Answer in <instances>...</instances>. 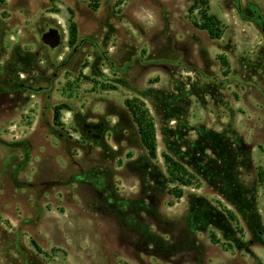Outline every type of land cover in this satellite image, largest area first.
<instances>
[{"label": "rangeland", "instance_id": "374dc122", "mask_svg": "<svg viewBox=\"0 0 264 264\" xmlns=\"http://www.w3.org/2000/svg\"><path fill=\"white\" fill-rule=\"evenodd\" d=\"M192 1L0 0V264H264V0Z\"/></svg>", "mask_w": 264, "mask_h": 264}, {"label": "trees", "instance_id": "16d2710c", "mask_svg": "<svg viewBox=\"0 0 264 264\" xmlns=\"http://www.w3.org/2000/svg\"><path fill=\"white\" fill-rule=\"evenodd\" d=\"M206 5V0H193L192 5L189 8V13L191 14L193 11H199L201 22H199V24H194L195 27L207 31L211 39H216L218 37L217 21L213 17L207 15ZM71 35L74 37V27H72ZM126 105L136 124L141 145L147 152L148 157L153 159L155 157V140L152 123L144 110H139L136 106H133L128 102ZM61 110L62 107L60 106L53 108V122L56 126L60 125L59 114ZM163 159L170 180L186 185V183H188L184 180V176L187 174L186 170L178 162H175L168 156H163Z\"/></svg>", "mask_w": 264, "mask_h": 264}, {"label": "water", "instance_id": "95a60500", "mask_svg": "<svg viewBox=\"0 0 264 264\" xmlns=\"http://www.w3.org/2000/svg\"><path fill=\"white\" fill-rule=\"evenodd\" d=\"M40 40L44 45L50 48H55L60 43V33L57 29L51 28L49 31L41 35Z\"/></svg>", "mask_w": 264, "mask_h": 264}, {"label": "flooded vegetation", "instance_id": "af4514ba", "mask_svg": "<svg viewBox=\"0 0 264 264\" xmlns=\"http://www.w3.org/2000/svg\"><path fill=\"white\" fill-rule=\"evenodd\" d=\"M50 29H51V28H47L45 32L49 31ZM45 32H44V33H45ZM42 34H43V33H42ZM48 48H49L50 51H53L56 47H55V48H50V47H48ZM19 86H20L21 88L29 89V87H28L27 85H24L23 83H20Z\"/></svg>", "mask_w": 264, "mask_h": 264}]
</instances>
